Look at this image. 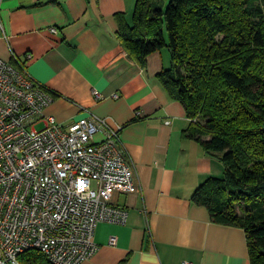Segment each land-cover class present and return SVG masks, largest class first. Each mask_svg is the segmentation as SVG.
Here are the masks:
<instances>
[{
	"label": "crops",
	"instance_id": "1",
	"mask_svg": "<svg viewBox=\"0 0 264 264\" xmlns=\"http://www.w3.org/2000/svg\"><path fill=\"white\" fill-rule=\"evenodd\" d=\"M136 1L0 4V57L10 60L15 52L29 75L55 92L44 112L66 128L87 115L85 108L121 126L126 160L141 183L136 193L113 192L112 204L128 211L127 222H100L99 251L80 264H251L244 228L213 220L193 200L208 178L223 176L225 165L184 134L191 121L185 107L157 78L171 67L170 53L151 54L143 67L121 44L120 26L132 24ZM104 138L103 131L95 135Z\"/></svg>",
	"mask_w": 264,
	"mask_h": 264
},
{
	"label": "trees",
	"instance_id": "2",
	"mask_svg": "<svg viewBox=\"0 0 264 264\" xmlns=\"http://www.w3.org/2000/svg\"><path fill=\"white\" fill-rule=\"evenodd\" d=\"M119 39L146 67L167 47L157 78L190 118L184 131L225 165L193 194L213 220L243 227L251 264H264V0H137ZM21 264H53L36 249Z\"/></svg>",
	"mask_w": 264,
	"mask_h": 264
},
{
	"label": "built area",
	"instance_id": "3",
	"mask_svg": "<svg viewBox=\"0 0 264 264\" xmlns=\"http://www.w3.org/2000/svg\"><path fill=\"white\" fill-rule=\"evenodd\" d=\"M0 26L4 31L1 18ZM54 94L15 52L10 60L0 57V264H21L19 255L28 249L53 264L92 258L100 248L97 225L128 219L126 209L112 204L113 192L141 190L120 141L121 126L85 108L87 115L66 128L44 112ZM100 131L105 138L97 141ZM117 243L112 235L109 244Z\"/></svg>",
	"mask_w": 264,
	"mask_h": 264
},
{
	"label": "rangeland",
	"instance_id": "4",
	"mask_svg": "<svg viewBox=\"0 0 264 264\" xmlns=\"http://www.w3.org/2000/svg\"><path fill=\"white\" fill-rule=\"evenodd\" d=\"M256 2H259V0H255ZM164 49H166L168 52H169V49L167 48V47H165ZM167 53V52H166ZM170 53V52H169ZM168 54V53H167ZM169 55V54H168ZM170 57H171V55H170ZM172 64V63H171ZM43 126V124L42 123H39V124H37V128H41ZM224 174V173H223Z\"/></svg>",
	"mask_w": 264,
	"mask_h": 264
}]
</instances>
